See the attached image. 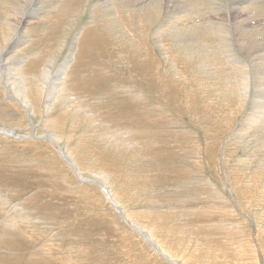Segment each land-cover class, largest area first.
I'll use <instances>...</instances> for the list:
<instances>
[{
	"label": "rangeland",
	"instance_id": "rangeland-1",
	"mask_svg": "<svg viewBox=\"0 0 264 264\" xmlns=\"http://www.w3.org/2000/svg\"><path fill=\"white\" fill-rule=\"evenodd\" d=\"M18 1L0 0V127L38 138L0 136V258L14 264H173L123 220L98 186L78 179L59 151L40 138L51 134L86 179L103 183L93 174H106V189L141 229L134 227L173 262L264 264V24L253 23L251 29L258 30L252 35L232 34L246 69L231 74L229 82L204 53L205 36L189 39L188 33L176 38L179 44L174 38L171 25L194 19L195 1L175 0L180 3L170 13L163 0H149L151 11L138 13L130 28L128 19L137 16L121 13L119 23L116 12L103 7L111 0ZM236 17L228 21L236 23ZM246 38L262 44L257 54L243 45ZM78 56L85 59L69 70ZM49 58L41 89L38 79ZM67 69L71 88L62 91L58 78ZM241 73L248 81L243 101ZM21 82L32 102L33 129L16 101L14 88ZM258 94L263 97L257 102Z\"/></svg>",
	"mask_w": 264,
	"mask_h": 264
},
{
	"label": "bare ground",
	"instance_id": "bare-ground-1",
	"mask_svg": "<svg viewBox=\"0 0 264 264\" xmlns=\"http://www.w3.org/2000/svg\"><path fill=\"white\" fill-rule=\"evenodd\" d=\"M20 1V0H19ZM18 1V2H19ZM27 1V0H26ZM38 1V0H37ZM41 1H43V0H41ZM41 1H39V2H41ZM152 1V0H151ZM150 1V2H151ZM161 1V0H160ZM191 1H195V7H193L194 9H195V11H193V14H195V15H193L192 17L194 18V16H195V18L194 19H192L191 21H187V23L185 22L184 24H182V22H181V25H179V26H172L171 25V27L173 28V29H175V34H174V38H175V40H176V38L178 37V39H179V37H184L185 36V34H188L189 33V35H186L187 36V38H189V39H195L193 36H197V35H199L200 37H201V35H203V36H205L206 37V43H207V45H204V47L206 46V50H205V52L204 53H208V56L209 57H213V58H211V60L213 59V63L216 65V70H220L221 72H224V73H226V74H228V81L230 82V79H231V74H233L234 75V73H237V70H238V72L239 71H241V72H245L244 71V69H246V68H243L242 67V65H240L241 63H242V60H244V59H242L241 61H240V59H239V57H237V53H235V49H233L234 47L232 46V41H231V37H233V35L232 34H234V32H238V31H241V33H242V35H243V32L246 34H248V35H252V33H250V31H257L258 29H255V30H253L255 27L254 26H256V24L258 25V23H263L264 24V0H191ZM24 2V0H22V2L21 3H23ZM32 2V4L34 3L33 1H31ZM36 2V1H35ZM87 2V1H86ZM109 2V1H108ZM105 3V5L103 6L104 8H105V6H106V8L107 7H109L110 9H109V11H111L112 10V12H116V14L115 13H113V14H115L116 15V19L118 20V22L120 21L121 22V24H122V22H124L123 20H122V18L120 17V15L119 14H121V13H124V12H130L129 14H126V13H124V15L126 16V18L128 17L129 18V16H130V14H135L137 17H131V18H129L128 19V27L130 28V24L131 23H133L134 21L136 22V21H138L139 20V18H138V13L140 14V13H143V14H148V11H151V10H149L150 9V7H149V0H111L109 3ZM157 2V1H156ZM20 3V4H21ZM178 3H180V2H177V1H175V0H163V4H166L167 6H165V7H167L168 9H169V12L170 13H172V11L175 9V7L176 6H178L179 4ZM187 3H190L189 2V0H188V2H186V4ZM17 4V3H16ZM153 4V3H152ZM159 4V3H158ZM162 4V3H161ZM160 4V5H161ZM178 4V5H177ZM191 4V3H190ZM131 5V7L133 8H131V9H129L130 7H128V6H130ZM182 5V4H181ZM194 4H192V6H193ZM16 6V5H15ZM29 6H31L30 4H29ZM28 6V7H29ZM157 6V5H156ZM175 6V7H174ZM128 7V8H127ZM137 7V8H136ZM159 7V6H158ZM161 7V6H160ZM160 7H159V9H160ZM16 8H18L17 6H16ZM166 8V9H167ZM184 8H186V7H184ZM187 8H188V6H187ZM186 8V9H187ZM22 9V8H21ZM26 9H27V7H26ZM185 9V10H186ZM189 9V8H188ZM187 9V10H188ZM104 10H106V9H104ZM191 10V9H190ZM18 11V10H17ZM164 11V10H163ZM189 11V10H188ZM10 12V11H9ZM7 13V15L9 14V15H11L10 13ZM20 12V11H19ZM19 12H17V14L19 13ZM24 12V11H23ZM26 12H27V10H26ZM112 12H111V14H112ZM169 12H168V14H169ZM181 12V11H180ZM184 12V11H183ZM21 13H22V10H21ZM154 13V12H153ZM152 13V14H153ZM175 13H177V12H175ZM25 14V13H24ZM27 14V13H26ZM25 14V15H26ZM113 14H112V16H113ZM160 14V13H159ZM184 14H186V16H187V13L186 12H184ZM15 15V14H14ZM13 15V16H14ZM20 15V14H19ZM24 15V16H25ZM28 15V14H27ZM141 15V14H140ZM151 15V14H150ZM233 15H236V16H238L239 17V19L237 18V19H235L236 20V23H230L229 21H228V19L232 16V19H233ZM17 16V15H16ZM15 16V17H16ZM134 16V15H133ZM176 16V15H175ZM182 16V15H181ZM10 17V16H9ZM21 17V16H20ZM177 17H180V16H177ZM184 17H185V15H184ZM187 17H189V16H187ZM11 18H13V17H11ZM115 18V17H114ZM125 18V19H126ZM151 18H154V17H152L151 16ZM167 18H169V17H167ZM171 18H174L175 19V17H172L171 16ZM181 18V17H180ZM180 18H176V20L175 21H177V20H179ZM235 18V17H234ZM7 19H8V17H7ZM16 19H17V17H16ZM112 19V18H111ZM115 19V20H116ZM155 19V18H154ZM186 19V18H185ZM10 20V19H9ZM9 20H7V21H9ZM12 20V19H11ZM110 20V19H109ZM113 20V19H112ZM111 20V21H112ZM145 20V19H144ZM148 20V19H147ZM151 20V19H150ZM238 20V21H237ZM13 21V20H12ZM22 22L23 21V17H21L20 19H18V23H20V22ZM114 21V20H113ZM169 21V20H168ZM181 21H182V19H181ZM14 22H16V21H14ZM117 22V21H116ZM117 22V23H118ZM119 22V23H120ZM134 22V23H135ZM163 22V21H162ZM246 22H248V23H250V24H253V23H256L255 25L253 24V25H247L246 26ZM12 23L13 22H11V25H12ZM116 23V24H117ZM118 23V24H119ZM147 23V22H146ZM175 23V22H174ZM173 23V20H172V23L170 22V24H174ZM188 23H190V24H188ZM15 24V23H14ZM116 24H112V25H116ZM150 24V23H149ZM238 25V27H239V29L240 30H236L235 28L237 27V25ZM9 25V24H8ZM16 25V24H15ZM133 25V24H132ZM139 25V24H138ZM137 25V26H138ZM141 25H142V22H141ZM145 25V24H144ZM175 25V24H174ZM236 25V26H235ZM13 26V25H12ZM111 26V25H110ZM123 26V29L125 28L126 29V26H125V23L122 25ZM136 26V27H137ZM151 26V25H150ZM159 26V25H158ZM261 25H259V27H260ZM118 27H120V26H118ZM117 27V28H118ZM127 27V28H128ZM134 27V26H133ZM132 27V28H133ZM140 27V26H139ZM143 27H145V26H142V29H143ZM161 27V26H160ZM250 27V28H249ZM252 27H254L253 29H251ZM13 28V27H12ZM16 28V27H15ZM19 28V27H18ZM111 28V27H110ZM148 28V27H147ZM159 28V27H158ZM120 29V28H119ZM136 29V28H135ZM161 29H162V27H161ZM165 29V28H164ZM171 29V28H170ZM169 29V30H170ZM261 29V28H260ZM259 29V30H260ZM12 30V29H11ZM17 30V29H16ZM94 30V29H93ZM130 30V29H129ZM157 30V29H156ZM163 30V29H162ZM165 30H167V29H165ZM263 30H264V28H263ZM13 31V30H12ZM15 31V30H14ZM111 31H112V29H111ZM120 31V30H119ZM133 31V30H132ZM139 31V30H138ZM158 31H160V30H157V32ZM261 31V30H260ZM92 32V31H91ZM93 32H95V31H93ZM117 32H118V30H117ZM123 31L121 30V33H122ZM135 32V31H134ZM164 32V31H163ZM169 32V31H168ZM185 32H187V33H185ZM264 32V31H263ZM262 31H261V33H263ZM107 33H108V31H107ZM110 33V32H109ZM132 33V32H131ZM162 33V32H161ZM171 33V32H170ZM254 33V32H253ZM260 33V34H261ZM146 34H148V33H146ZM244 34V35H245ZM257 34H259V33H256V34H253V35H257ZM87 35V34H86ZM118 35H119V33H118ZM121 35V34H120ZM119 35V36H120ZM132 35V34H131ZM151 35H153V34H151ZM157 35H159V34H157ZM164 35V34H163ZM167 34H165V36H166ZM173 35V34H172ZM236 35V34H235ZM13 36V35H12ZM94 36V35H93ZM170 36V35H169ZM189 36H191V37H193V38H190ZM238 36V35H237ZM25 37V36H24ZM88 37V36H87ZM91 37V36H90ZM89 37V38H90ZM105 37V36H104ZM109 37V36H108ZM160 37H161V35H160ZM159 37V38H160ZM164 37V36H163ZM171 37V36H170ZM241 37V36H240ZM246 37V36H245ZM257 37V36H256ZM255 37V38H256ZM259 37V36H258ZM262 37H264V34L262 35ZM151 38V37H150ZM159 38H156L157 40H156V42H159ZM186 38V39H187ZM97 39H98V37H97ZM148 39V38H147ZM161 39V38H160ZM233 39H234V37H233ZM59 40V39H58ZM152 40V39H151ZM162 40V39H161ZM164 40H166L165 38H164ZM179 40H181V39H179ZM208 40V41H207ZM103 41V40H102ZM168 41V40H167ZM234 41H235V39H234ZM62 42H63V40H62ZM172 42V41H171ZM176 42H177V40H176ZM184 42V41H183ZM243 42V41H242ZM28 43V42H27ZM60 43H61V41H60ZM104 43V42H103ZM153 43V42H152ZM169 43V42H168ZM178 43V42H177ZM189 43V42H188ZM191 43V42H190ZM198 43H200L199 41H198ZM233 43H235V42H233ZM241 43V42H240ZM246 43H248V44H250L251 45V47H250V49H252L250 52L251 53H254V54H257L259 51H260V45H262L258 40H256L254 43L253 42H251V40H249L248 38H246L245 40H244V43H243V45L244 44H246ZM173 44V43H172ZM179 44V43H178ZM184 44H186V42L184 43ZM204 44V43H203ZM202 44V45H203ZM23 45V44H22ZM91 45V44H90ZM105 45V44H104ZM107 45H108V43H107ZM116 45V44H115ZM151 45V44H150ZM163 45H164V43H163ZM168 45V44H167ZM170 45V44H169ZM169 45H168V48H169ZM174 45H176V43L174 44ZM183 45V44H182ZM182 45H180V46H182ZM191 46H192V44H190ZM195 45V44H194ZM237 45V44H236ZM26 46V45H25ZM106 46V45H105ZM156 46V45H155ZM176 46H178V45H176ZM179 46V47H180ZM187 46V45H186ZM245 46V45H244ZM150 47V46H149ZM149 47H145V51H147V57L149 56L150 58H151V60L153 61V53L152 54H150V49H149ZM162 47V46H161ZM174 47V46H173ZM184 47V46H183ZM236 47V46H235ZM237 47H240V48H237L238 50H240V49H242V50H244V47L243 48H241L242 47V45L240 46L239 44H238V46ZM164 48V47H163ZM177 48V47H176ZM175 48V49H176ZM180 48H182V47H180ZM203 48V46L200 48V49H202ZM159 49V48H158ZM161 49V48H160ZM171 49V48H170ZM169 49V50H170ZM174 49V48H173ZM172 49V50H173ZM188 49V48H187ZM193 49H195V48H193ZM246 49V48H245ZM1 50V49H0ZM162 51H163V49H161ZM178 50V49H177ZM19 51V50H18ZM153 51V50H152ZM180 51V50H179ZM194 51V52H193ZM192 52H193V54H195V52H196V56H197V51H195V50H193ZM166 52V51H165ZM249 52V51H248ZM16 53V52H15ZM18 53V52H17ZM155 53V52H154ZM163 53V52H162ZM177 53V52H176ZM202 53V52H201ZM238 53H239V51H238ZM244 54H245V52H243ZM0 54H1V51H0ZM168 54V53H167ZM175 54V53H174ZM203 54V53H202ZM191 55H192V53H191ZM190 55V56H191ZM199 55H200V52H199ZM204 55V54H203ZM241 55V54H240ZM243 55V54H242ZM247 55V54H246ZM250 54H248V56H249ZM70 56H73V55H70ZM75 56V55H74ZM133 56V55H132ZM163 56H165V55H163ZM169 56V55H168ZM178 56V55H177ZM252 56V55H251ZM1 57V56H0ZM135 57V56H134ZM171 57V56H170ZM176 57V56H175ZM194 57V56H193ZM257 57V56H256ZM259 57V56H258ZM260 57H262V55L260 56ZM264 57V56H263ZM71 58V57H70ZM74 58V57H73ZM133 58V57H132ZM140 58V57H139ZM165 58V57H164ZM168 58V57H167ZM173 58V57H172ZM192 58V57H191ZM82 59L84 60L85 59V56H84V58H83V56H78V57H76V60L71 64V66H70V69L69 70H72L74 67H75V63H78V61H82ZM88 59V58H87ZM135 59V58H134ZM149 59V58H148ZM166 59V58H165ZM164 59V60H165ZM174 59V58H173ZM254 59V58H253ZM252 59V60H253ZM261 59V58H260ZM259 59V60H260ZM1 60V59H0ZM250 60V59H249ZM248 60V61H249ZM46 61H47V63H45L43 66L44 67H42V75H43V77H42V75H41V78L40 79H38V81H39V87L42 89V87L41 86H44V84H45V82H44V80H45V78L47 77V75L49 74V70H48V67H49V65H50V63L52 62V60H51V58H49L48 60L46 59ZM77 61V62H76ZM86 61V60H85ZM254 61V60H253ZM257 61V60H256ZM151 62V61H150ZM173 62V61H172ZM252 62V61H251ZM261 62V61H260ZM80 63V62H79ZM244 63H245V61H244ZM249 63V62H248ZM252 63H254V62H252ZM263 63H264V61H263ZM43 64V63H42ZM87 64H88V62H87ZM91 64V63H90ZM89 64V65H90ZM174 64V63H173ZM246 64V63H245ZM149 65V64H148ZM154 65L155 66H158L159 65V62L158 61H154ZM175 65V64H174ZM251 65V64H250ZM254 65V64H253ZM257 65V64H256ZM259 65H261V64H259ZM264 65V64H263ZM152 66V65H151ZM184 66H186V64L184 65ZM202 66H205V65H203L202 64ZM247 66V68H248V65H246ZM26 67H28V66H26ZM77 67V66H76ZM75 67V68H76ZM81 67V66H80ZM86 67V66H85ZM245 67V66H244ZM251 67H252V65H251ZM250 67V68H251ZM254 67V66H253ZM257 67V66H256ZM64 68V67H63ZM84 68V67H83ZM259 68H261V67H259ZM259 68H257L258 70H259ZM262 68H264V67H262ZM2 69V68H1ZM67 69V71L65 72V75H63L61 78H58L61 82H59L58 84H61L62 85V91H68L67 90V88H69V86H70V83H71V77H73V75H71V72H69L68 73V70ZM78 69H79V67H78ZM151 69V68H150ZM28 70H35V68L33 69V67H29V69ZM25 71L24 72V74L25 75H29V72L30 71ZM250 70V69H249ZM252 70H254V69H252ZM252 70H251V72H252ZM257 71V70H256ZM5 72V71H4ZM3 72V73H4ZM34 72V71H33ZM64 72V71H63ZM88 72V71H87ZM249 72V71H248ZM250 72V73H251ZM255 72V71H254ZM253 72V73H254ZM262 72V71H261ZM92 73V72H91ZM260 73V72H259ZM0 74H2V73H0ZM38 74V73H37ZM81 74V73H80ZM93 74V73H92ZM242 74L243 73H241V74H237V75H241L240 77H242ZM255 74H256V72H255ZM261 74V73H260ZM259 74V75H260ZM74 75H75V73H74ZM154 75V74H153ZM220 75V74H219ZM224 75V74H223ZM248 75V74H247ZM253 75V74H252ZM261 75H263V74H261ZM260 75V76H261ZM2 76V75H1ZM35 76V75H34ZM238 76V77H239ZM254 76V75H253ZM258 76V75H257ZM8 77V76H7ZM30 77V76H29ZM239 77V78H240ZM244 77V76H243ZM241 78L242 79V81H240L239 83H240V85L239 86H241L242 85V87H241V96H240V99L243 101V100H245L244 99V95L245 94H243V92H242V88L243 87H246V85H245V82L247 83L248 81H246L244 78ZM245 77H246V75H245ZM224 78V77H223ZM234 78H235V76H234ZM233 78V79H234ZM247 79H248V77H246ZM253 78V77H252ZM258 77H256L254 80H256ZM263 77L261 76V79H262ZM2 79V78H1ZM6 79H8V78H6ZM240 79V80H241ZM58 80V81H59ZM232 80V79H231ZM238 80V78L236 79V81ZM253 80V81H254ZM259 80H260V77H259ZM1 81V80H0ZM7 81V80H6ZM9 81V80H8ZM34 81V80H33ZM46 81V80H45ZM235 81V82H236ZM252 81V80H251ZM18 82V81H17ZM28 82V81H27ZM232 82V84H234V82L233 81H231ZM257 82V81H256ZM256 82H255V84H256ZM261 82H263L262 80H261ZM261 82H260V84H261ZM1 83V82H0ZM41 83V84H40ZM237 83V82H236ZM252 83V82H251ZM21 84V85H20ZM24 83L23 82H21V83H18V85H17V87L16 88H14L15 89V95H16V101L18 102V104H19V106L25 111V113H27V120H28V123H29V125H30V127L33 129V126L31 125V114H33V109H32V102L30 101V99L27 97V95L25 94V91H26V87L23 85ZM37 84V83H36ZM225 84H227V83H225ZM260 84H258V85H260ZM4 85V84H3ZM13 85V84H12ZM37 85V86H38ZM249 85V84H248ZM248 85H247V87H248ZM264 85V84H263ZM263 85H261V86H263ZM55 86V85H54ZM230 86H232V85H230ZM234 86V85H233ZM237 86V85H236ZM249 86H251V85H249ZM253 87L254 86H256V85H252ZM6 87V84L4 85V88ZM13 87H15V86H13ZM121 87V86H120ZM229 87V86H228ZM257 87H259V86H257ZM257 87H255L256 88V92H258V89H257ZM264 87V86H263ZM2 88V87H1ZM8 89H13V88H9V86L7 87ZM70 88H71V86H70ZM236 88H238V87H236ZM261 88V87H260ZM3 89V88H2ZM44 89V88H43ZM64 89V90H63ZM239 89H240V87H239ZM245 89V88H244ZM128 90H131V88H128ZM60 91V90H59ZM71 91V90H70ZM77 91V90H76ZM230 91V90H229ZM233 91H235V90H233ZM259 91H260V89H259ZM6 93L8 92V90H6L5 91ZM121 93V92H120ZM128 93V92H127ZM127 93H125V95H128ZM240 93V92H239ZM244 93H246V92H244ZM248 93V92H247ZM259 93V92H258ZM73 94V93H72ZM118 94V93H117ZM228 94V93H227ZM235 94V93H234ZM237 94V93H236ZM249 94V93H248ZM255 94V93H254ZM240 95V94H239ZM247 95V94H246ZM261 95H262V93H261ZM260 95V96H261ZM64 96V95H63ZM136 96L140 99V100H142L143 98H141L142 97V95L141 94H139L138 92H136ZM136 96H135V98H136ZM248 96V95H247ZM256 96V95H255ZM255 96L253 95V99H252V102L254 103V98H255ZM8 97V96H7ZM53 97V96H52ZM145 97V96H144ZM263 96H261V97H259V94H258V97L256 96V101L258 102V98H262ZM133 99V100H137V99ZM146 98V97H145ZM67 99V98H66ZM83 99V98H82ZM93 99V98H92ZM254 100V101H253ZM264 100V99H263ZM249 101V100H248ZM255 101V102H256ZM259 101H261L260 99H259ZM133 102V101H132ZM240 102V101H239ZM120 103V102H119ZM249 102H247V104H248ZM262 103V102H261ZM17 104V103H16ZM71 104V103H70ZM67 105V104H66ZM69 105V104H68ZM244 105H246V104H244ZM254 105V104H253ZM255 105H257V104H255ZM259 105V104H258ZM263 105V104H262ZM65 106V105H64ZM259 107H260V105H259ZM258 107V108H259ZM130 109V108H129ZM132 109V108H131ZM261 109H262V107H261ZM74 110V109H73ZM136 110V109H135ZM233 110V109H232ZM263 112H261V114H262ZM260 114V115H261ZM257 115H258V113H257ZM256 115V116H257ZM264 115V114H263ZM153 116V115H152ZM259 116V115H258ZM256 120H257V118L256 117H254ZM260 120H261V118H260ZM259 120V121H260ZM250 121H252V120H250ZM258 121V120H257ZM263 121V120H262ZM261 122V121H260ZM258 123V122H257ZM262 123H264V122H262ZM162 124V123H161ZM246 124V123H245ZM248 124V123H247ZM259 124V123H258ZM119 125H121V124H119ZM166 126V125H165ZM248 126H249V124H248ZM260 126V125H259ZM262 126H263V124H262ZM171 127V126H170ZM257 127V126H256ZM261 127V126H260ZM148 128H150V127H148ZM161 128V127H160ZM248 128V127H247ZM251 128V127H250ZM257 128H259V127H257ZM167 129V128H166ZM260 129V128H259ZM258 129V130H259ZM131 129L130 128H128V127H125V132L126 133H128L129 131H130ZM258 130H256V131H258ZM260 130H262V129H260ZM251 131V130H250ZM156 133V132H155ZM31 134H33V132H31ZM30 134V135H31ZM165 134V133H164ZM187 134V133H186ZM185 134V135H186ZM1 135H3V136H7V137H15L16 139L17 138H30V139H34V138H38V137H35L34 136V134L33 135H29L28 133H20V134H17V133H15L14 132V130L13 129H6V128H2V127H0V136ZM131 135V134H130ZM160 135V134H159ZM163 135V134H162ZM156 137V136H155ZM41 139H44V140H46L47 142H49L51 145H53L58 151H59V153H60V155L62 156V159H64V161L66 162V164H68L72 169H73V171H74V173L76 174V176L78 177V179H80L81 181H86V182H90V183H92V184H94L95 186H98L99 188H100V190H102V192L105 194V196L107 197V199H108V201L110 202V204L112 205V203L115 205V206H118V210L122 213V215H123V220L125 221H127L129 224V226H131L133 229H135L138 233H140L141 235H142V237L143 238H146L147 236H145L144 234H142L139 230L141 229V226H138L137 224H135L134 223V221L132 222V221H130L129 220V217L126 215V213L124 212V210L121 208V206H120V204L117 202V199L116 198H114L113 197V194H112V191L109 189V188H107L106 189V186H105V182L107 183V178H106V174L105 173H100V172H97V173H94L93 174V176H97V177H100V178H102L103 180H104V182L102 183V182H100L99 180H94V179H86L83 175H82V171H81V169L79 168V166L76 164V162L74 161V160H72V156H71V154L69 153V152H67V149L65 150L64 148H61V147H59L60 145H57L55 142H54V140L56 141V140H58V137L57 136H55V135H51V134H48V135H44V136H41L40 137ZM128 138V137H127ZM130 139V138H129ZM118 141H119V139H118ZM127 141V140H126ZM138 141V140H137ZM131 142V141H130ZM139 142H141V141H139ZM138 142V143H139ZM143 142V141H142ZM145 142H146V140H145ZM183 142V141H182ZM247 142V141H246ZM126 143V142H125ZM137 143V144H138ZM147 143V142H146ZM128 144H130V143H128ZM133 144H135V141H132L131 142V145H133ZM153 144V143H152ZM248 145V144H247ZM118 146H120V144L118 145ZM124 146V145H123ZM122 146V147H123ZM142 146H143V144H142ZM244 146V145H243ZM127 147V146H126ZM131 147V146H130ZM119 148V147H118ZM135 148V147H134ZM157 148V147H156ZM144 149H146V148H144ZM165 150H167L166 148H165ZM147 156V155H146ZM150 170V169H149ZM91 173H93V172H91ZM0 201H2V200H0ZM5 201V200H4ZM3 202V201H2ZM5 203V202H4ZM7 203V202H6ZM7 204H9V202L7 203ZM3 205V204H2ZM6 205V204H5ZM10 205V204H9ZM12 205H14V204H12ZM17 206V205H16ZM113 206V205H112ZM8 208V207H7ZM12 208V207H11ZM248 208V207H247ZM250 208V207H249ZM1 209V208H0ZM3 209H4V207H3ZM6 209V208H5ZM13 209V208H12ZM6 211V210H5ZM119 211H117L118 213H119ZM1 212V211H0ZM6 213V212H5ZM4 213V214H5ZM21 213V212H20ZM5 215H7V213L5 214ZM16 215V214H15ZM21 215V214H20ZM120 215V214H119ZM121 216V215H120ZM9 217V216H8ZM16 217H17V215H16ZM122 217V216H121ZM5 218V217H4ZM12 218H13V216H12ZM19 218V217H18ZM132 218V217H131ZM16 219V218H15ZM2 220V219H1ZM10 220H12V219H10ZM30 220V219H29ZM28 220V221H29ZM8 221H9V219H8ZM13 221H14V218H13ZM13 221H12V224H13ZM17 221V220H16ZM11 222V221H10ZM1 223V222H0ZM6 223V222H5ZM8 223V222H7ZM16 222H14V224H15ZM13 224V225H14ZM17 224V223H16ZM27 226V225H26ZM137 228V229H139V230H137L135 227ZM6 227H9V226H6ZM9 228H14V227H11V225H10V227ZM17 227H15V229H16ZM25 230V229H24ZM3 231V230H2ZM14 231V230H13ZM5 232V231H4ZM15 232H16V230H15ZM6 233V232H5ZM4 233V234H5ZM14 233V232H13ZM139 234V235H140ZM140 235V236H141ZM152 238V237H151ZM153 239V238H152ZM152 239H150L149 237H147V240H145V241H147V242H149L150 243V245L153 247V249L155 250L156 249V251H157V253L160 255V256H162V257H165V258H167V260H169L170 262H172L173 264L175 263V262H173L172 260H171V258H169V257H167L165 254H163V250L160 248V247H158V244L156 243V241L155 242H153L152 241ZM144 240V239H143ZM157 245H156V244ZM164 255V256H163ZM33 260H35V259H33ZM37 260V259H36ZM3 261V262H2ZM38 261V260H37ZM0 262H1V264H14V263H8V262H6L4 259H1L0 258ZM33 262H35V261H33ZM45 263V262H44ZM60 263V262H59Z\"/></svg>",
	"mask_w": 264,
	"mask_h": 264
},
{
	"label": "water",
	"instance_id": "water-1",
	"mask_svg": "<svg viewBox=\"0 0 264 264\" xmlns=\"http://www.w3.org/2000/svg\"><path fill=\"white\" fill-rule=\"evenodd\" d=\"M112 205H113V208H115V210H117V211H119L118 210V206H115L113 203H112ZM119 214L122 216V218H123V215H122V213L119 211ZM131 227V226H130ZM135 230V229H134ZM136 231V230H135ZM137 232V231H136ZM138 233V232H137ZM138 234H140V233H138ZM141 235V234H140ZM142 236V235H141ZM145 240H147V237L145 238ZM174 264H177V263H174Z\"/></svg>",
	"mask_w": 264,
	"mask_h": 264
}]
</instances>
